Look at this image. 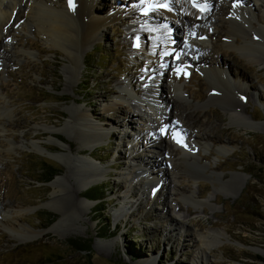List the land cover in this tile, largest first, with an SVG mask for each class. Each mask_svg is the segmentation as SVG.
<instances>
[{
  "label": "rangeland",
  "instance_id": "obj_1",
  "mask_svg": "<svg viewBox=\"0 0 264 264\" xmlns=\"http://www.w3.org/2000/svg\"><path fill=\"white\" fill-rule=\"evenodd\" d=\"M28 1H0L10 9L0 24V107L14 111L12 119L0 115V212L8 215L19 205L30 208L24 223L44 232L23 240L0 227V264H117L128 260L131 264H264V36L250 31L257 41L255 50L248 53L225 46V26L234 2L188 0L203 7L202 16L210 17L197 27L188 21L183 27L179 19L166 18L171 38L181 44L195 43L199 53L192 46L163 52L155 39L159 28L147 19L155 10L140 8L142 0H89L87 14L90 9L99 18L122 14L118 18L111 15L112 20L88 43L81 44L82 23L78 22L73 30L78 39L69 55L58 46L50 47L25 17ZM65 1L57 2L58 7H68ZM244 1L254 26L264 27V0ZM73 4L76 15L78 4ZM165 4L175 13L173 3ZM236 39L242 43L246 38ZM187 54L207 57L227 72L241 93L238 98L225 91L220 95L240 104L252 122L262 123L252 128L231 122L222 102L197 110L202 121L214 113L219 119L204 125L211 135L217 133L219 141L198 148L202 163L210 166L208 175L194 179L188 174L179 181L187 192H197V199L205 203L201 206L182 200L171 187L170 169L160 164L164 146L174 140L173 127L158 116L156 132L151 131L149 118L142 115L147 111L144 105L135 104L138 111L132 109L133 121L125 117L128 110L116 97L126 89L141 97L154 87L157 94L176 98L182 105L203 103L210 96L211 82L204 67L197 60L189 63ZM249 54L260 60L253 62ZM201 88L206 96L199 99L196 95ZM111 104L114 110L106 112L105 106ZM183 109L176 113L180 115ZM81 110L89 112L94 124L88 131L76 123ZM53 129L60 131L52 135ZM99 132L109 135L102 138ZM152 140L163 148L147 144ZM33 143L44 151H36ZM79 146L88 150L78 152ZM223 146L226 151L219 152ZM61 155L65 161L58 159ZM77 156L93 166L76 171ZM42 160L59 167L49 182L41 181L46 176ZM212 171L225 177L224 181L234 174H242L245 180L230 191L221 187L215 175L210 176ZM83 178L91 183L80 189L78 201H87L88 209L74 200L76 190L84 186ZM56 179L69 195L63 200L64 207L78 212L65 235L53 228L60 213L47 205ZM102 188V204L86 197L99 195ZM173 215L178 220L172 227L167 219ZM105 219L110 220L109 227ZM213 230L224 232L222 242L210 249L199 247L194 233L208 239ZM105 231L108 234L101 237ZM78 241L89 242L92 251L77 249L74 242ZM201 250L206 253L204 258ZM130 253L139 257L133 259Z\"/></svg>",
  "mask_w": 264,
  "mask_h": 264
},
{
  "label": "bare ground",
  "instance_id": "obj_2",
  "mask_svg": "<svg viewBox=\"0 0 264 264\" xmlns=\"http://www.w3.org/2000/svg\"><path fill=\"white\" fill-rule=\"evenodd\" d=\"M0 1L4 2L6 0ZM74 1L78 4L79 8L76 15L74 14L75 7L69 6V0L65 1V3L68 4V7H58L57 2H60V0H29L24 8L25 17L30 18L32 20V23L35 25V27H37L39 33L46 37L50 47L58 46L66 50L69 55L72 54V48L75 45V41L78 39V34H75L73 32V30L75 29L74 26H77L78 22L82 23V30L80 34L81 44L88 43L91 37H96L95 35H97L98 31H100L102 25L112 20L111 15L113 17L118 18L122 14V11H119V14H117V12H114V14L112 13L105 17L99 18L93 14V11L91 9L88 11V14L84 11L86 10L89 0H73V2ZM231 1L234 2L235 7L228 12L230 18L228 19L227 25L225 26V31L227 34L224 40L225 46H227V48H235L248 53V51L250 50H255L256 46H254L253 43L257 41L256 37H254L253 34L250 33V31L254 30L255 33L264 36V27L254 26V22L248 13V9L245 8L246 3L244 0ZM166 2H171L174 4L176 10L175 13L172 12L171 9H169L168 7L159 6L161 4H165ZM14 7L16 6L13 5V8ZM0 8L1 24V19L6 15L8 16L10 9H8V6L5 7L2 5H0ZM140 8H142L143 10H147L150 8L155 10H151L147 19L152 23V25H157V28H159V32L156 35L155 39L159 41V43L161 44L160 46L163 47V52L166 50H172L174 48H183L185 50L190 46H192L193 48L195 47L197 49V52L199 51V48L196 47L195 43L192 45L188 44V42H185L184 44L175 42V40L171 38V34L169 33L170 26H168V19L166 18H172L174 20L179 19L180 22L182 21L181 23L183 27L186 25L187 21L189 23V26L197 27L206 23V21L210 18L207 16V13L202 16V6L196 3L190 4L188 0H161V2L160 0H143V2L140 3ZM240 35H244L246 38L245 40H243L244 42L242 43L238 42V40L236 39V37ZM260 42L262 41H258L257 43ZM248 57L252 59L253 62H258L260 60V58L252 54H249ZM187 59L188 62L191 64L197 60L199 64L204 67L205 75L207 76V79L211 82L210 96H208V99L205 100L203 103H192L189 101H184L185 104L182 105L176 101V98L172 97L171 99H168V97H163L160 93L157 94L154 87L151 88L149 92L143 93V95L139 94L141 95V97L137 93L136 96L139 97H135L132 91H130L129 89H126L125 91H120L119 93H117L116 97L118 101L117 103L122 104L128 110L129 114H126L125 117L129 116L133 121L135 120L134 118H132V116H134L131 113L132 109L135 108V111H138L136 110L135 104L144 105L147 111L144 112V114L142 115H144V117L147 116L149 118V122L152 126L151 131L156 132V130L154 131V124L155 122L159 121L157 120L158 116L164 117L165 119L161 121L163 123L165 122L166 124L168 123L173 127L172 129L175 132L174 140L172 144H167L166 146H164L163 158L160 164L161 166H165V169H170L171 174L173 176L171 181V187L177 193L181 194L182 200L190 202L195 206H201L205 205V203L197 199V192H187L186 189H184V186L182 187V184L179 181L184 175L188 174H190L191 177L194 179H199L202 176L208 175L207 171L210 169V166L202 163V156L199 154L198 148H208V143H210L211 141H219V136L217 135V133L211 135L210 131H207V129L204 128V125L210 124L213 119L217 121H219V119L217 118V114L214 113V115L209 114V116L206 114V120L202 121L197 110L203 109L204 107L208 106L213 102H222L228 107L227 113L231 122L245 124L247 123L252 128H260V125L262 123L252 122L253 118L251 116H246L243 110H241L240 104L233 100H229L230 97L229 99L227 98V95L238 98L241 93V91L238 90L236 85L227 77V72L217 68L213 64L214 62L212 63L207 57L204 56L190 57L187 54ZM155 83L159 84V79ZM175 90L178 93L180 91L178 87L175 88ZM220 91H225L227 95H220ZM180 94L183 96L181 92ZM180 94L178 95L179 99ZM205 96L206 94L205 92H203L202 88L196 95V97H198L199 99ZM182 108H184L183 112L178 115V113L176 112ZM192 108L194 110L190 111V109ZM105 110L106 112H112L114 110V105H106ZM187 110L189 112H187ZM13 113L14 111L11 110L9 107H0L1 116L6 115L9 119H12ZM89 115V112L81 110L79 113V121L76 122L77 124L85 126L86 131L93 128L94 125L93 122L89 121ZM176 117H178V119H176ZM181 124H186L187 126L184 127ZM59 131L60 130L53 129L51 130V133L52 135H55L59 133ZM142 134L143 133L141 132V135ZM99 135L104 138L107 137L109 134L105 132H99ZM152 143L155 144L157 150L163 148L160 146V142L158 143L157 141L153 140L149 142L147 141V144ZM32 146L36 151H44L43 149H41L42 146L38 143H33ZM83 150L86 151L88 149H86L84 146L77 147L78 152H81ZM224 151H226V148L223 146L219 150V152ZM58 159H62L63 161H65L63 155H61L60 158L58 157ZM83 159L86 158L82 156H77L76 158H74L73 164L76 167V171L82 170V168L84 167L87 168L88 166V169H90L91 166H93V164L88 161L85 162V160ZM214 175L216 176V180L220 182L221 187L229 189L230 191L236 189L238 186H240L241 182L245 180V177L242 174H234L231 178L226 181H224L225 177L217 175L214 171H212L210 176L215 177ZM82 181L84 186L82 185V188L76 190V197L74 200L77 205H85L88 209L91 205L88 204L87 201H78V197L80 192H82L80 189L86 188L91 183V181L89 180V178H83ZM233 184H235V186H232ZM53 189L54 192L47 205L50 209L58 211L60 213V218L53 228H55L54 230L56 232L65 235L69 233L68 231H70L69 225H71V220H74L78 212H76L75 209L68 210L66 209V207H64L63 200L65 199V197H69V195L67 194L66 189L63 187L61 181L59 182V180L56 179L53 183ZM30 210V208L19 205L8 211V215H5L0 212V227L11 231L15 234V237H18V239L22 238L23 240L33 239L43 235V230H37L36 227L24 223V216ZM187 211L188 214L192 213V211L189 209ZM168 220L170 226H172L174 225L175 221L178 220V217L173 215L169 219H167V221ZM179 223H181L182 227H185L182 222ZM209 235H211L210 241ZM194 236L195 239L198 241L199 247L205 246L207 249H210L212 248L210 246H217L222 242L221 238L224 236V232L220 230H213L212 234L208 232V239H206L207 236L198 232H195ZM201 252H203V256L201 257L204 258L206 256V253L203 250H201ZM133 264H138V262Z\"/></svg>",
  "mask_w": 264,
  "mask_h": 264
},
{
  "label": "trees",
  "instance_id": "obj_3",
  "mask_svg": "<svg viewBox=\"0 0 264 264\" xmlns=\"http://www.w3.org/2000/svg\"><path fill=\"white\" fill-rule=\"evenodd\" d=\"M42 163H43V166H44V167L41 168L42 169V173H43V175L45 174L46 176L43 179H41V181L49 182V181L53 180L54 177L58 174L59 167L58 166H50L49 162L48 161H45V160H42ZM92 189L93 188L89 189L87 193L90 194V192H91ZM97 193H99V195L93 194V195H89V196H86V197L89 198L90 200H101L100 203L97 204V205H100V204H102L104 202L103 201V199H104V196L103 195L105 193V188H102V190H98ZM99 210L100 209H97L96 212H98ZM105 221L107 222L108 227H109L110 220L105 219ZM107 234L108 233L106 232V233H104V235H101V237L106 236ZM74 243H75V247L77 249H80L82 251H88V252H91L92 251V247H91V245H90L89 242H81V241H78V242H74ZM86 243H87V246L85 247L84 244H86ZM130 255H133V259L135 257L136 258L139 257V255H135V254H132V253H130ZM117 264H131V263L128 260V261L119 262Z\"/></svg>",
  "mask_w": 264,
  "mask_h": 264
},
{
  "label": "snow or ice",
  "instance_id": "obj_4",
  "mask_svg": "<svg viewBox=\"0 0 264 264\" xmlns=\"http://www.w3.org/2000/svg\"><path fill=\"white\" fill-rule=\"evenodd\" d=\"M142 2H143V0H142ZM69 6H70V7H73V0H69ZM159 6L167 7L166 4H161V5H159Z\"/></svg>",
  "mask_w": 264,
  "mask_h": 264
}]
</instances>
